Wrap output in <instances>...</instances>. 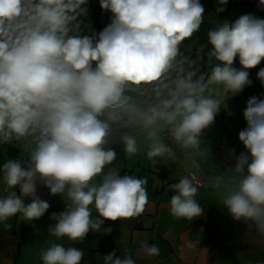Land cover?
<instances>
[{
    "label": "clouds",
    "instance_id": "9594fccd",
    "mask_svg": "<svg viewBox=\"0 0 264 264\" xmlns=\"http://www.w3.org/2000/svg\"><path fill=\"white\" fill-rule=\"evenodd\" d=\"M91 3L0 0V146L19 149L0 164L6 193L0 223L17 214L29 221L44 217L50 203L38 194L43 186L65 204L51 214L49 235L73 242L99 231L106 220L139 216L148 203L147 180L121 175L113 166L119 155L113 144L122 146L125 157L141 153L128 131L138 126L147 130L150 161L175 159L160 136L164 130L177 145L198 148L215 117L219 123L222 104L205 92L215 85L241 94L252 85L249 70L264 61V18L254 14L228 18L222 16L232 7L215 10L221 23L203 31L208 44L192 48L205 20L201 0H99L102 13H110L99 31L92 27ZM258 8L264 10V0ZM205 51L210 72L194 67ZM256 75L264 86V68ZM243 115L246 127L238 138L245 151L230 177L235 187L220 202L234 221L264 240V99L250 97ZM194 182L201 185L197 177ZM196 184L186 176L171 185L174 218L203 215ZM142 247L149 257L160 254L155 244ZM83 256L60 243L40 252L42 264H81ZM104 260L136 264L115 251Z\"/></svg>",
    "mask_w": 264,
    "mask_h": 264
},
{
    "label": "crops",
    "instance_id": "0c3cea01",
    "mask_svg": "<svg viewBox=\"0 0 264 264\" xmlns=\"http://www.w3.org/2000/svg\"><path fill=\"white\" fill-rule=\"evenodd\" d=\"M238 1L241 0H231L236 3ZM249 1L258 8L259 0ZM243 11L244 9H239V12ZM237 12L234 10L231 14L235 16L238 15ZM261 18H264V14H261ZM190 57L196 59L197 55ZM196 66H201L203 72H210L207 61L198 60ZM212 87L215 90L217 86ZM261 89L264 91V86ZM229 108L226 104H221L219 110L226 115ZM223 118L225 119V116ZM163 134L165 143L175 152L174 160L167 157L156 158L154 162L148 158L144 159L150 141L147 139L144 142L135 134L143 150L137 159L129 162L135 175L147 180L145 187L148 195V203L139 216L116 221L106 220L99 231H90L79 241L56 239L48 233L49 226L55 224L50 217L52 213L64 210V201L60 196L49 195L47 188L38 186V194L50 203V209L40 220H25L17 214L0 223V264H42L40 252L52 243L82 250L84 256L81 264H105L104 255L112 251L121 258L130 255L136 264L264 262V240L244 223L234 221L220 200H216L221 192L223 196L230 188L235 187L230 180L234 175L229 171L230 164L223 159L219 151L222 141L218 147L210 145L208 141L209 150L207 147L202 148V154L198 156L196 150H184L173 140H169L170 136ZM120 147L122 153L121 156L118 153L116 161H119L120 157L126 160L122 146ZM16 149L13 146H0V164L6 158H14L17 153L19 155V149ZM213 150L217 153L216 157L212 154ZM115 162L113 166H117ZM192 173L194 177L199 178L201 185L194 182ZM186 176L199 188L196 200L204 209V213L193 220H178L169 211L170 199L175 194L171 185ZM204 180L207 187L203 185ZM3 189L4 185L0 180V198L6 195ZM92 211L95 215L94 207ZM145 243L157 245L159 256H147L142 247ZM180 243L183 244L182 249L179 247Z\"/></svg>",
    "mask_w": 264,
    "mask_h": 264
},
{
    "label": "rangeland",
    "instance_id": "374dc122",
    "mask_svg": "<svg viewBox=\"0 0 264 264\" xmlns=\"http://www.w3.org/2000/svg\"><path fill=\"white\" fill-rule=\"evenodd\" d=\"M230 1L231 0H228L226 4H222L220 0H201V3L204 5L205 8V13H204L205 20L201 26L200 31L197 34H195L193 40L190 42L192 48H196L193 46L196 45L198 46L201 45L202 43L208 44L207 32H203V31L204 30L208 31L209 29L215 27L217 24L221 23V21L217 20L219 18L217 19L213 18V15L215 14V10L217 9H224L225 11H227L228 6L232 7L233 10L238 11L237 16H241L246 13H251L261 17V14H264V10L254 7L256 4L252 5L249 0L238 1L234 5H229ZM239 9H244V11L239 12ZM109 15L110 13H102L99 5V0H92L90 19H91L92 27L95 30L97 31L101 30L109 22ZM232 16L233 14H225L222 17L231 18ZM185 53L186 55L192 56L191 53H196V52L192 50L191 52L187 51ZM194 67L197 66L195 65ZM250 79L252 80V85L246 87L244 91L239 95L232 96L231 94L224 93L222 89L219 90L218 92L216 90L217 87L215 88L216 92L214 88L210 92H205V95L214 96V98L218 99L220 102H222V104H226L230 108L227 110V114L225 115L224 124L222 123L221 120L222 110H218L217 116L219 115V125L216 123V117H215L214 123L208 129H206L203 135L201 136L200 146L194 149L197 151L198 153L197 155L201 156L203 151L202 148L207 147L209 150V144L218 147L220 141H222V144L219 147V151L221 152L223 159L230 164L228 168L232 174H234L233 169L236 163V158L239 156L241 152L245 151L244 145L242 144V142L239 141L238 134L239 131H241L246 127V121L244 119L243 112L244 109L247 107V101L252 96H257L260 97L261 99H264V91L261 89L262 84L261 81L258 79L257 75L254 73H250ZM128 131H130V133L133 135L135 134L137 136L139 135L140 140L146 142L147 140L146 129H141L140 127L137 126V127H133ZM163 133L164 136H166L168 135V132L164 130L160 133L161 138L165 142L166 138L162 137ZM168 139L172 140L171 137ZM208 141L209 144L207 145ZM112 146L116 148V151L121 156L122 153L121 147L116 144H113ZM181 148L183 147L181 146ZM183 149L187 150L185 148ZM142 150L143 148L141 147V151ZM139 154L140 153L133 155L131 157H126V160L120 157V160L115 162L117 166L114 167H116L120 171L121 175L125 173L129 175H135L136 173H134L133 166L129 161L137 159ZM212 154L215 157L217 156L215 150L212 151ZM143 158L147 159V156H143ZM158 170H163V169H158ZM203 185L206 186L205 180L203 181ZM221 197H222V192L217 197L216 200H220Z\"/></svg>",
    "mask_w": 264,
    "mask_h": 264
},
{
    "label": "trees",
    "instance_id": "16d2710c",
    "mask_svg": "<svg viewBox=\"0 0 264 264\" xmlns=\"http://www.w3.org/2000/svg\"><path fill=\"white\" fill-rule=\"evenodd\" d=\"M235 20H236V19H235ZM235 20H234V21H235ZM207 52H208V51H205V52H204L202 60H203V61H207V62H209V61H208V57H207ZM237 65L240 66V65H239V62H238V59H237V61H236V66H237ZM261 68H264V64H262V62H261V64L258 65L256 68L251 69V70H249V71L252 72V73L257 74L258 71H259V69H261ZM217 124H219V123H217ZM16 150H18V148H17ZM17 152H18V151H17ZM16 156H18V153H17Z\"/></svg>",
    "mask_w": 264,
    "mask_h": 264
}]
</instances>
